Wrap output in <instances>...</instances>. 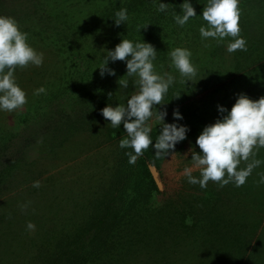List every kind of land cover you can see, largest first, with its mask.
Masks as SVG:
<instances>
[{"label":"rangeland","instance_id":"obj_1","mask_svg":"<svg viewBox=\"0 0 264 264\" xmlns=\"http://www.w3.org/2000/svg\"><path fill=\"white\" fill-rule=\"evenodd\" d=\"M138 1L0 0V15L13 17L20 30L28 33L31 47L43 54L41 66L28 65L15 72L27 103L11 113L0 111V264H47L54 250L58 264H101L107 247L112 249L114 234L124 239L129 231L124 226L129 213L123 211L119 214L122 219L106 223L107 242L87 246L84 251L64 244L93 213L92 204L104 198L122 154L119 140L127 135L123 124L113 128L100 110L107 105L126 104L138 91L136 78L125 76L123 61L107 63L115 75L105 72L102 77L98 68L106 52L121 39L153 45L158 52L154 70L175 78L162 104L154 106L157 112L166 111L165 123L173 120L174 110L184 116L187 103L213 92L219 93L208 104L226 109L231 108L238 94L252 100L264 96V0H239V35L246 41V50L233 53L227 51L230 37L220 43L202 41L200 37L199 28L206 22L199 14L207 0H190L197 16L183 27L173 20L174 14L182 15L179 5L183 0H160L169 4L166 13L156 11L157 0H144L145 5ZM126 5L130 9L126 25L115 26L108 12ZM177 47L191 51L196 67V75L186 84L171 66L168 55ZM120 79L129 80L126 89L120 87ZM40 87L46 91L34 94ZM155 108L153 117L146 121L150 134L158 133L162 127ZM118 130L124 134L118 136ZM198 135H186L174 151L150 166L158 190L135 212L142 219L152 220L169 202H174L181 213V208H187L193 199L202 202L208 196L220 197L224 204L215 213L244 222L242 234L248 249L238 264H252L250 256L256 259L264 249V183L260 182L264 175V147L254 157L261 164L242 186L229 183L220 187L209 180L207 187L201 188L188 183L185 174L186 169L193 176L200 174L190 160L191 151H200L195 144ZM252 159L238 167L244 168ZM34 181L40 182L38 188L33 187ZM206 189L216 195L201 191ZM192 219L186 220L189 227ZM29 222L34 229L27 227ZM218 246L221 245L213 243L210 254L203 253L204 248H194L192 264H221L214 257ZM165 247L169 255L168 245ZM113 252L121 251L115 248ZM186 254L189 257L184 261L191 264L188 248ZM183 258L179 257L178 262Z\"/></svg>","mask_w":264,"mask_h":264},{"label":"clouds","instance_id":"obj_2","mask_svg":"<svg viewBox=\"0 0 264 264\" xmlns=\"http://www.w3.org/2000/svg\"><path fill=\"white\" fill-rule=\"evenodd\" d=\"M157 2L156 11L166 13L169 4L160 0ZM238 5L239 0H207L199 14L206 22V26L202 25L199 28L202 41L211 39L220 43L230 37L232 41L227 46L229 53L246 50V41L239 35ZM179 6L182 15L174 14L173 20L178 26L183 27L197 14L190 0H183ZM128 19V10L121 8L115 12L113 21L115 26H120L126 25ZM207 46L206 43L205 47ZM157 53L150 43L121 39L112 50L106 52L102 66L98 67L102 77L105 72L108 75H115L114 70L106 67L107 63L123 61L126 65L125 76L136 78L134 85L138 86V91L127 99L126 104H117L115 107L107 105L100 110L101 115L110 121L113 128L123 124L127 135L119 140V147L133 150L125 153L129 157V163H134L149 146L153 148L157 157L169 155L174 151L176 144L186 139L189 131L186 125L177 123L183 119L178 109L172 113L174 122L165 123L166 111L157 112L154 107L162 104L161 101L175 81L171 74L166 73L162 76L154 70ZM168 55L171 66L178 70L183 82L185 84L191 82L196 75V67L191 61V51L177 47ZM42 63L43 54L38 53L28 43V33L20 30L13 17L0 15V111L11 113L27 103L26 93L16 83L17 68L28 65L39 67ZM128 84V79L119 81L121 88L126 89ZM45 91L44 87H40L34 94L38 95ZM154 108L156 118L162 124L155 142L150 136L151 128L146 124V121L153 117ZM217 110L219 118L205 125L195 140L200 151H191L190 160L194 167L200 169V177L193 176L191 171L186 169L187 181L190 184H199L201 188L207 187L209 180L217 182L220 187L229 183L240 187L253 169L261 164V161L254 157L256 151L264 147V96L252 100L241 93L236 96L235 103L230 109L217 105ZM250 157L253 159L244 168L238 167L241 162L249 161ZM260 182L264 183V175L260 177ZM39 186V181L33 182V187ZM27 227L35 228L31 222Z\"/></svg>","mask_w":264,"mask_h":264},{"label":"trees","instance_id":"obj_3","mask_svg":"<svg viewBox=\"0 0 264 264\" xmlns=\"http://www.w3.org/2000/svg\"><path fill=\"white\" fill-rule=\"evenodd\" d=\"M134 1L137 2V0ZM142 1L144 0H139L138 4L145 5V3L142 4ZM136 5L137 3H135V7ZM121 8H126L128 13L130 11L127 5L113 9L108 12L111 21L115 19V12ZM218 93L213 92L204 99L186 104V114L182 120L177 122L188 127L189 131L186 135L200 134L205 125L213 123L215 119L219 118L217 107L208 104L210 98ZM173 122L174 119L170 121V123ZM122 134L124 133L121 130L117 131L118 136ZM158 135L159 132L150 134L153 142L156 141ZM121 151L122 154L116 161L108 190L102 196L104 198L92 204L93 213L86 217L87 220H83L84 223L74 234L68 236L69 239L64 242L65 245L78 246L79 250L84 251L83 249L87 246L107 242L104 231L106 223L122 219L123 217L119 214L127 211L129 215L124 226L128 227L129 231L124 239L119 233L114 234L110 243L112 249L107 247V254L101 257V264H187L189 261L185 262L184 260H187L189 255L184 256L185 248H188L190 252L192 264L195 259L193 249L200 248L202 250L204 248L206 250L203 253L210 254L209 249L213 243L221 245L214 252L216 261H220L221 264L239 263L242 253L248 249L247 241L242 234L244 222L233 221L231 218L228 220L218 211L215 213L216 209L224 204L220 197L213 199L208 196L206 199H201L202 202L193 199L194 201L186 206L187 208H181V213L183 208V211H188L182 214L178 213L179 207L176 208L174 202H169L158 211L157 215H153V221L150 220L151 218L148 219L150 221L142 219L138 211H135L148 203L152 194L158 190L149 167L154 166L162 156H155L153 148L149 146L134 163H129V157L125 153L133 150L126 148ZM195 176L199 178L200 174ZM196 185L199 186V184ZM201 191H206L207 195H216L207 189ZM107 196L111 197L110 200L105 198ZM129 197L133 199L128 200ZM212 200L213 202H210ZM234 210L237 213V210ZM188 218H193L190 227L186 222ZM150 227L155 228L152 230ZM166 245L171 251L169 255L166 252ZM115 248H119L121 252L114 254L113 249ZM53 253L54 255L47 259V264H58V260H55L57 251L54 250ZM192 253L193 256H191ZM178 256L180 259L184 257L183 260L178 262ZM250 257L252 264H264V249L262 248L256 255V259ZM200 264L208 263L205 261Z\"/></svg>","mask_w":264,"mask_h":264},{"label":"water","instance_id":"obj_4","mask_svg":"<svg viewBox=\"0 0 264 264\" xmlns=\"http://www.w3.org/2000/svg\"><path fill=\"white\" fill-rule=\"evenodd\" d=\"M152 167H149V171H150V173H151V175H152V177H153V171H152ZM154 179V178H153ZM155 181V180H154ZM155 183H156V181H155ZM156 185H157V187H158V184L156 183Z\"/></svg>","mask_w":264,"mask_h":264}]
</instances>
